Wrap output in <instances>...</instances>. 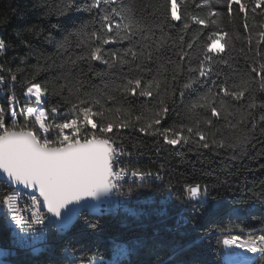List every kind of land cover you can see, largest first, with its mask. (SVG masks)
Masks as SVG:
<instances>
[{
    "label": "snow or ice",
    "instance_id": "1",
    "mask_svg": "<svg viewBox=\"0 0 264 264\" xmlns=\"http://www.w3.org/2000/svg\"><path fill=\"white\" fill-rule=\"evenodd\" d=\"M30 8L38 23L12 38L0 15V217L11 240L0 264L42 251L47 264H105L88 243L102 231L90 214L104 198L129 200L149 185L177 194L165 163L143 170L139 157L183 151L211 165L228 155L264 176V0H32ZM233 168L221 180L209 167L207 181L183 184L184 214L119 254L209 264L212 249L222 264H264V219L245 233L215 218L225 207L219 187L243 193L228 202L230 216L255 220L264 209V178L233 189ZM50 233L60 237L52 245Z\"/></svg>",
    "mask_w": 264,
    "mask_h": 264
},
{
    "label": "trees",
    "instance_id": "2",
    "mask_svg": "<svg viewBox=\"0 0 264 264\" xmlns=\"http://www.w3.org/2000/svg\"><path fill=\"white\" fill-rule=\"evenodd\" d=\"M31 3L32 0H0V15L8 16L10 21V27L8 29L9 38L14 36L17 29L28 24L38 23L39 18L30 8ZM212 161L211 165L207 163L203 165L194 163L195 157L183 151H174L166 161H161L155 155L139 157L136 164L143 170L156 171L160 167L161 162L165 163L167 175L165 176L164 182L166 183L168 180H171L177 189V194L170 196L166 189L159 188L156 185H149L139 190L137 193H141L145 196L169 195V213L166 216H148L145 218H132L111 213H106L102 217L93 216L102 224V231L88 238L89 245H94L98 248L105 264L108 262H114L116 264H140L144 259L142 251L129 257L118 256V258L113 261H111V258L113 254L119 250L120 246L131 247L132 245L138 244L140 239L149 231L157 229L168 230L173 226L175 220L184 214V206L177 198L183 184L202 183L207 181L209 177L206 176L205 173L208 171L209 167L216 169V173L222 180L228 175L229 170H236L233 168V165L239 169L235 177L228 176L229 179H235L236 181V183L232 185L233 189H243L245 184L251 186L255 178H264L260 173H256V177H254L251 172L240 167L242 161H232L228 155L213 157ZM125 163H127V161ZM243 163L250 164L251 162L245 160ZM0 187H2V185H0ZM216 191L226 197V199L222 201L225 207L221 209L215 217L218 221L224 223L229 228L243 227L245 233L261 227V219H264V209L259 206L254 209V215L259 218L255 220L248 217L236 218L230 216L228 202L243 193L226 190L224 187H219L213 194H216ZM59 239L60 237L53 233V241H51L50 245L55 244ZM9 242L10 233L5 227L4 219L0 217V244L4 246L8 245ZM3 259L5 258L3 257ZM6 259L9 264H47L48 253L42 251L39 255L33 257L23 252L18 255L13 252V254ZM256 259H258V257ZM207 260L209 264H222L221 255L218 252H214L212 249L208 250Z\"/></svg>",
    "mask_w": 264,
    "mask_h": 264
},
{
    "label": "built area",
    "instance_id": "3",
    "mask_svg": "<svg viewBox=\"0 0 264 264\" xmlns=\"http://www.w3.org/2000/svg\"><path fill=\"white\" fill-rule=\"evenodd\" d=\"M126 162V161H125ZM160 183V182H156ZM169 195L167 196H145L141 193H136L133 198L125 200L121 197H109L107 198L106 209H113L119 212L122 216L132 217V218H145L148 216H166L169 213ZM53 241V233L48 236V244L50 245ZM35 247L44 246L39 241L35 242ZM11 248V242L7 246L0 245V249L8 250ZM119 250L113 254L111 261L117 259ZM3 257H0L2 260Z\"/></svg>",
    "mask_w": 264,
    "mask_h": 264
},
{
    "label": "water",
    "instance_id": "4",
    "mask_svg": "<svg viewBox=\"0 0 264 264\" xmlns=\"http://www.w3.org/2000/svg\"><path fill=\"white\" fill-rule=\"evenodd\" d=\"M107 198H104L102 204H101V211L97 213H91L90 215L96 216V217H102L105 215V206H106Z\"/></svg>",
    "mask_w": 264,
    "mask_h": 264
},
{
    "label": "bare ground",
    "instance_id": "5",
    "mask_svg": "<svg viewBox=\"0 0 264 264\" xmlns=\"http://www.w3.org/2000/svg\"><path fill=\"white\" fill-rule=\"evenodd\" d=\"M106 206H107V202H106ZM106 206H105V214H106V213H111V214H114V215H120L119 212H116V211L113 210V209H106ZM10 242H11V240H10ZM0 245H1V244H0ZM4 246H7V245H4ZM38 248L43 249L44 246H42V247H38ZM244 255L248 256L250 259L253 258V257H251V254H246V253H245Z\"/></svg>",
    "mask_w": 264,
    "mask_h": 264
},
{
    "label": "rangeland",
    "instance_id": "6",
    "mask_svg": "<svg viewBox=\"0 0 264 264\" xmlns=\"http://www.w3.org/2000/svg\"><path fill=\"white\" fill-rule=\"evenodd\" d=\"M256 258H257V257H255V258L253 257L252 259H256ZM107 264H109V262H108ZM111 264H116V263H114V262H111Z\"/></svg>",
    "mask_w": 264,
    "mask_h": 264
}]
</instances>
